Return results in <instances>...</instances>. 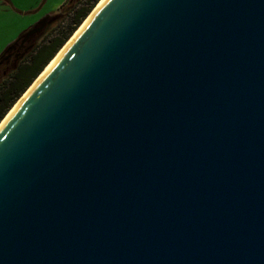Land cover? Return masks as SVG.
Instances as JSON below:
<instances>
[{
    "label": "water",
    "instance_id": "1",
    "mask_svg": "<svg viewBox=\"0 0 264 264\" xmlns=\"http://www.w3.org/2000/svg\"><path fill=\"white\" fill-rule=\"evenodd\" d=\"M0 264H264V0H106L0 128Z\"/></svg>",
    "mask_w": 264,
    "mask_h": 264
},
{
    "label": "rangeland",
    "instance_id": "2",
    "mask_svg": "<svg viewBox=\"0 0 264 264\" xmlns=\"http://www.w3.org/2000/svg\"><path fill=\"white\" fill-rule=\"evenodd\" d=\"M77 1L80 0H24L22 5L17 7L11 0H0V13L6 17L3 26L0 27V81L9 77L12 69L24 60L26 54H29L33 44L39 46L52 35L57 28L55 25L61 19V15H59L60 8L64 4H74ZM100 1L95 4L86 19ZM86 19L76 31L84 24ZM66 23L67 21L64 24Z\"/></svg>",
    "mask_w": 264,
    "mask_h": 264
},
{
    "label": "trees",
    "instance_id": "3",
    "mask_svg": "<svg viewBox=\"0 0 264 264\" xmlns=\"http://www.w3.org/2000/svg\"><path fill=\"white\" fill-rule=\"evenodd\" d=\"M98 1L80 0L74 4H64L59 10L61 19L55 25L57 28L52 35L39 46L33 44L29 54H26L24 60L12 69L9 77L0 81V123L50 61L60 52ZM66 21L67 23L64 24Z\"/></svg>",
    "mask_w": 264,
    "mask_h": 264
},
{
    "label": "bare ground",
    "instance_id": "4",
    "mask_svg": "<svg viewBox=\"0 0 264 264\" xmlns=\"http://www.w3.org/2000/svg\"><path fill=\"white\" fill-rule=\"evenodd\" d=\"M105 2H106V0H101L99 2V4L97 5V7L90 14V16L86 19V21L84 22V24L75 32L74 36L67 42V44L61 49V51L52 60V62L46 67V69L42 72V74L36 79V81L28 89V91L24 94V96L17 102V104L14 106V108L10 111V113L8 114V116L4 119V121L0 125V128L6 122V120L13 114V112L21 104V102L29 94V92H31L33 90V88L42 80V78L50 71V69L55 65V63L59 60V58L62 56V54L66 51V49L77 39V37L80 35V33L84 30V28L87 26V24L90 22V20L94 17V15L96 14V12L103 6V4Z\"/></svg>",
    "mask_w": 264,
    "mask_h": 264
},
{
    "label": "snow or ice",
    "instance_id": "5",
    "mask_svg": "<svg viewBox=\"0 0 264 264\" xmlns=\"http://www.w3.org/2000/svg\"><path fill=\"white\" fill-rule=\"evenodd\" d=\"M12 3L16 4L17 7L21 6L24 0H11ZM6 17L0 13V27L3 26V23L5 21Z\"/></svg>",
    "mask_w": 264,
    "mask_h": 264
}]
</instances>
